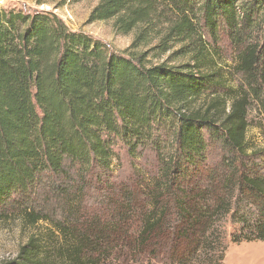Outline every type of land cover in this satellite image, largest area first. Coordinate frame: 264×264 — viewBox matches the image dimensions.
I'll use <instances>...</instances> for the list:
<instances>
[{
    "label": "trees",
    "instance_id": "1",
    "mask_svg": "<svg viewBox=\"0 0 264 264\" xmlns=\"http://www.w3.org/2000/svg\"><path fill=\"white\" fill-rule=\"evenodd\" d=\"M108 19L135 31L122 53L53 12L0 9V214L22 200L31 229L3 264H219L229 214L234 243L264 241V150L248 139L249 106L264 103V0H99L89 21ZM222 27L243 47L232 70L206 40ZM119 144L162 168L112 214L77 206L83 188H60L59 215L32 203L47 177L109 171ZM214 144L225 153L211 165Z\"/></svg>",
    "mask_w": 264,
    "mask_h": 264
},
{
    "label": "rangeland",
    "instance_id": "2",
    "mask_svg": "<svg viewBox=\"0 0 264 264\" xmlns=\"http://www.w3.org/2000/svg\"><path fill=\"white\" fill-rule=\"evenodd\" d=\"M98 2L99 0H0V9L53 12L72 31L99 39L108 46L110 51L122 53L131 44L135 31L127 35L118 34L114 29L113 19L90 22L89 15ZM223 27L215 37L207 33L206 40L219 52L221 62L226 69L232 70L237 55L243 47L240 39ZM254 36L255 38L251 39L252 42L260 40L258 34ZM166 57L167 54L161 58H151L153 62H159ZM226 71L229 73L228 70ZM232 78L234 85H239L242 79L238 74ZM248 119L250 122L248 139L251 146L257 150H264V103L252 102L248 109ZM118 146L111 171L105 172L100 168H93L91 172L81 175L78 170L72 168L71 181H66L61 177H47L35 193L30 195L32 203L36 202L35 206L47 208L53 214L59 215L61 208L65 209L63 199L65 194L60 188L64 187L66 191L69 189L72 193L76 189L82 190L83 188L80 194L82 197L77 200V206L85 210H94L96 213L103 214L106 210L112 214L122 202L123 191H144L160 176L162 168L158 155L153 151L147 150L142 154L131 156L121 144ZM224 153V148L220 144L212 145L208 162L211 165L218 164ZM23 203L21 200L16 205L17 207L11 206L0 214V264L16 258L19 247L27 241L31 233V229L24 227L22 223L19 209L24 205ZM235 223L232 215L229 214L225 219L224 242L227 248L219 264H264V241L234 243L231 236L237 226ZM197 263L198 261H194L192 264Z\"/></svg>",
    "mask_w": 264,
    "mask_h": 264
}]
</instances>
